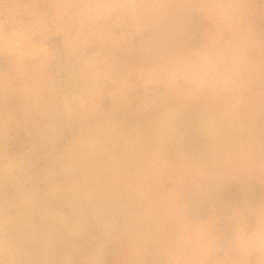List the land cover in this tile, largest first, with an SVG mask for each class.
<instances>
[{
    "label": "rangeland",
    "instance_id": "obj_1",
    "mask_svg": "<svg viewBox=\"0 0 264 264\" xmlns=\"http://www.w3.org/2000/svg\"><path fill=\"white\" fill-rule=\"evenodd\" d=\"M0 264H264V0H0Z\"/></svg>",
    "mask_w": 264,
    "mask_h": 264
}]
</instances>
